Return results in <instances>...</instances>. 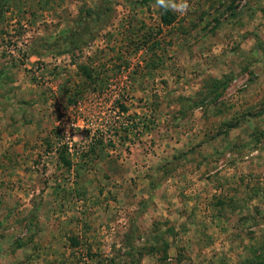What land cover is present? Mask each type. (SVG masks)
Wrapping results in <instances>:
<instances>
[{
  "label": "rangeland",
  "instance_id": "1",
  "mask_svg": "<svg viewBox=\"0 0 264 264\" xmlns=\"http://www.w3.org/2000/svg\"><path fill=\"white\" fill-rule=\"evenodd\" d=\"M187 3L0 0V264H264V0Z\"/></svg>",
  "mask_w": 264,
  "mask_h": 264
},
{
  "label": "trees",
  "instance_id": "2",
  "mask_svg": "<svg viewBox=\"0 0 264 264\" xmlns=\"http://www.w3.org/2000/svg\"><path fill=\"white\" fill-rule=\"evenodd\" d=\"M165 10H163V13L161 14V16H160V19H161V21L164 23V24H167V23H169L171 20H170V17H166V15H165ZM74 63V62H73ZM76 67H77V73H79L80 75H82L83 76V79L85 80L86 78H90L91 79V77H92V70L89 68V67H86V66H84V65H80V64H77L76 65ZM92 81V80H91ZM228 79H221V80H217V79H212V83H213V85H212V89L211 90H214L215 88H217V87H220V88H224L225 86H226V84L228 83ZM215 91V90H214ZM213 92V91H212ZM213 93H215V92H213ZM215 96H217V95H215ZM63 161H65L66 163H68L66 160H63Z\"/></svg>",
  "mask_w": 264,
  "mask_h": 264
},
{
  "label": "clouds",
  "instance_id": "3",
  "mask_svg": "<svg viewBox=\"0 0 264 264\" xmlns=\"http://www.w3.org/2000/svg\"><path fill=\"white\" fill-rule=\"evenodd\" d=\"M157 4L165 9H172L181 14H184L189 9L187 0H181L180 3H176L175 0H157Z\"/></svg>",
  "mask_w": 264,
  "mask_h": 264
},
{
  "label": "crops",
  "instance_id": "4",
  "mask_svg": "<svg viewBox=\"0 0 264 264\" xmlns=\"http://www.w3.org/2000/svg\"><path fill=\"white\" fill-rule=\"evenodd\" d=\"M226 135V134H225ZM220 136H222V134H220V135H218L217 137H220ZM182 141H184L183 139L182 140H179V142L178 143H175L174 144V146H181V147H183V150L185 151L188 147H190V146H188V145H185V144H183V142ZM179 143H181V144H179ZM186 143V142H185ZM190 145V144H189ZM200 161H201V159H200ZM207 162V161H206ZM204 163H205V161L203 162H201V163H199V165H198V167H200L199 168V170H201L202 168H203V166H204ZM215 162H213L212 164H214ZM218 164V163H217ZM197 167V168H198ZM196 168V169H197ZM219 169V170H218ZM227 169V168H226ZM218 170V172H217V175H222V173H223V171H225V170H222L220 167H218V168H214V170L213 171H217ZM167 180H168V178L169 177H165ZM166 184V183H165ZM162 185V183H160V186ZM167 185V184H166Z\"/></svg>",
  "mask_w": 264,
  "mask_h": 264
},
{
  "label": "built area",
  "instance_id": "5",
  "mask_svg": "<svg viewBox=\"0 0 264 264\" xmlns=\"http://www.w3.org/2000/svg\"><path fill=\"white\" fill-rule=\"evenodd\" d=\"M72 123H70L69 125H67V128H65V133H67V131L66 130H68V131H72V130H74V127H76V125L74 124V125H72L73 126V128H71L72 126ZM72 129V130H71ZM67 144V147H68V149L70 148V143L68 144V142L66 143Z\"/></svg>",
  "mask_w": 264,
  "mask_h": 264
}]
</instances>
